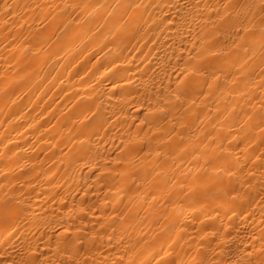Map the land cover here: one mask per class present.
<instances>
[{
    "label": "bare ground",
    "instance_id": "1",
    "mask_svg": "<svg viewBox=\"0 0 264 264\" xmlns=\"http://www.w3.org/2000/svg\"><path fill=\"white\" fill-rule=\"evenodd\" d=\"M0 264H264V0H0Z\"/></svg>",
    "mask_w": 264,
    "mask_h": 264
}]
</instances>
